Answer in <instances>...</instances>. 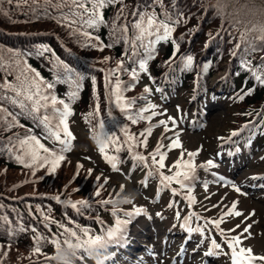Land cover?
Listing matches in <instances>:
<instances>
[{
    "label": "trees",
    "instance_id": "16d2710c",
    "mask_svg": "<svg viewBox=\"0 0 264 264\" xmlns=\"http://www.w3.org/2000/svg\"><path fill=\"white\" fill-rule=\"evenodd\" d=\"M154 2L123 0V3L106 6L102 9L105 23L95 30L87 29L98 40H87L81 33L74 32L73 27L59 22L61 12H67L60 0H12L11 3L0 0V56L7 58L23 53L20 59L24 61L25 75L39 73L43 80L54 83L52 93L73 106L95 143L96 126L103 122L105 130L111 132L121 146L118 153L111 146L107 150L118 156L119 164L126 166H130L131 158L123 143L125 137L121 129L127 128L128 134L142 141L144 136L141 134L145 133L148 120L133 124L128 112L117 107L115 97L111 95L106 76L120 63L126 70L117 71L108 79L113 86L116 76L130 84L124 97L135 101L133 109L153 104L155 98L161 105L163 100L176 99L178 92L184 93L185 98L193 85L201 100L213 92L211 81L218 78L221 82L219 91L225 92L217 97L233 96L232 105L239 112L246 113L249 119H258L260 126H264V84H260L252 72V69H260L264 75V40L260 39L264 35L260 31L264 25V0H161L153 7ZM122 8L124 15L116 20ZM165 10L169 15L178 13L180 22L174 25L168 41L156 44L155 54L147 62V71L139 72L135 80L138 82L133 84L131 70L138 69V64L132 60L133 46L124 39L113 43V22L115 25H129L127 37L130 40L133 31L130 22L138 19L133 12L155 11L162 16ZM109 44L112 46L108 47ZM44 47L51 51L36 55ZM136 51L139 54L137 60L145 55L142 47H137ZM186 56L193 57L192 67L188 69L184 68L181 59ZM57 58L73 70L74 76L80 77L75 100L69 101L74 81L57 82L59 69L54 67ZM5 64L12 66V61L5 59ZM21 69L13 66V72L9 73L0 68V82H14ZM27 69H31V73ZM145 87L150 89L147 94L144 93ZM164 92H168L169 97L163 98ZM0 107L19 112V108L10 104L0 102ZM88 113L93 115L86 119ZM241 113L237 119L241 118ZM26 134L35 135L45 147L49 142L44 126L27 115L18 116L15 126L0 123V147L5 149L0 151V264H51V260L45 257H51L55 251L49 250L52 245L56 247L53 240L62 242L69 237L64 229L75 231L77 236L83 233L82 228L95 232L98 228L96 222L104 221V216L113 210L112 204L100 203L102 200L111 201L116 195L108 185L97 184L73 171L62 177L58 174L61 165L55 172H50L45 165L33 173L32 168L19 163L6 148L9 138H23ZM150 147V143L135 145L142 154ZM178 158L182 157L176 156L174 163L181 160ZM134 162L133 170L137 172L147 165V161L137 163L134 159ZM154 178L149 177L150 180ZM97 190L99 196L95 195ZM57 196L59 200L53 199ZM65 200H86L89 203L73 208L65 204ZM19 227L24 230H18ZM10 229L17 230L10 234ZM38 235L43 237L41 250L34 253V237Z\"/></svg>",
    "mask_w": 264,
    "mask_h": 264
},
{
    "label": "snow or ice",
    "instance_id": "6c2138e0",
    "mask_svg": "<svg viewBox=\"0 0 264 264\" xmlns=\"http://www.w3.org/2000/svg\"><path fill=\"white\" fill-rule=\"evenodd\" d=\"M9 3L12 0H8ZM123 3V0H60V4L64 5L67 8V12H61L59 17V22L66 23L68 26L74 28V32L81 33L87 40H98V37H93L87 29H97L105 23L102 16V9L106 6ZM161 0H155V4H160ZM60 4L57 7H60ZM124 15V9L120 10V13L116 16V20H119L121 16ZM132 15L137 17L135 21L130 22L132 31V38L129 40L127 33L129 31V25H115L113 27V35L116 40L124 39L126 43H130L133 51V63L138 64V69L133 68L131 70V80L135 81L139 77V72L147 71V62L151 60L155 54V46L157 43L162 41H168L174 31V25L180 22V17L178 13H173L172 15L168 14V11L165 10L162 16H158L155 11H142V12H133ZM261 33H264V25L260 28ZM119 35H115L116 33ZM151 39H148L150 38ZM264 40V35L260 37ZM148 41L145 43V41ZM175 43V42H174ZM96 46V45H92ZM111 47L112 44L107 45ZM104 47V45H100ZM137 47H142L145 50V55L140 57L137 60L139 55L136 51ZM176 50H178V44L176 45ZM51 50L47 47L37 51L36 55H43L44 52H50ZM23 53L10 55L5 58L0 56V68H4L7 72H13V66L19 67L24 65V61L20 58L23 56ZM5 59L12 61V66L5 64ZM107 59V58H105ZM171 59V58H170ZM184 62V68L188 69L192 67L193 57L186 56L181 58ZM19 61V64H17ZM247 66V63H246ZM54 67H58L57 82L64 81H74V90L69 94V101L75 100L77 98V91L79 89V76H74L73 70L68 67L67 64H64L58 58L55 60ZM123 63L117 65L116 70H111L106 76V83L110 88L111 95L115 97V103L122 111L128 112L129 120L134 124L138 120H150L151 116H155L156 112L152 111L151 116H146L144 113L149 112L150 110L155 109V105L147 104L146 107L140 109H133L134 100L125 99L124 92L128 89L130 84H125L116 76L115 84L113 86L112 81L108 79L113 75H116L117 71H125ZM31 73V69H27ZM255 79L260 83L264 84V75H261L260 69H252ZM54 83H49L43 78L40 77L39 73L35 75H25L21 73L15 77L14 82H9L4 80L0 82V102L4 104H10L14 107L19 108V112H9L6 107H0V123H6L7 126H15L17 123L18 116L27 115L31 117L34 121H37L39 124H42L45 128L46 135L48 139L54 140L55 143L60 145L59 149H52L45 147L43 143L35 135L26 134L23 138L21 137H12L9 138L8 147L6 148L7 152L14 156L16 160L23 164L25 167L32 168L33 173L36 168L48 166L50 172H55V170L60 166L61 161L65 159L63 153L66 152L71 144V141L74 139L73 134L69 131L68 127V117L72 114L70 103L65 102L63 99H57V97L52 93L54 88ZM150 89L148 87L144 88V93H149ZM96 114H99V108L97 106ZM93 113H88L86 119L92 117ZM169 119H172L169 117ZM160 124L166 125V121H160ZM99 131H95V139L99 145V151L103 155L104 159L111 164L112 168L115 170L119 162L117 155H109L107 149L111 146L114 148L116 153L121 151L120 142L115 138V136L105 130V124L99 122L96 126ZM167 130V129H166ZM121 131L124 133V145L127 146V150L131 152L133 158L137 163H142L145 161V157L135 151V145L139 143H147V135L151 133V125L145 129V133L141 135L144 136V140H139L138 138L128 134L127 128H122ZM63 138H62V135ZM232 135H236L235 132ZM15 140V144H13ZM179 141H174L168 147L169 149L174 147H179ZM161 145H157L156 151L151 154L152 160L151 165H154L148 173L147 176L151 177L153 175H158L160 180V185L164 188H167L169 184L175 182L179 185L180 189H189L191 188V181L195 178V167L191 163V158L194 157L197 153H188L189 159L187 161L177 160L174 164V167L177 169L172 175H164L163 172L159 171L165 167V154L160 151ZM5 150L3 147H0V151ZM43 153V154H42ZM159 156L157 160L156 157ZM81 166L77 165L79 169ZM203 167H215L212 160L207 161ZM91 171V170H89ZM97 179H100L97 177ZM107 181H105L106 183ZM146 182V181H145ZM102 187V186H100ZM123 188V186H121ZM237 192L240 191L239 188H235ZM173 194H177V190L173 189ZM96 196L100 195V191L97 190L95 193ZM53 199L59 200L60 197H53ZM188 200L189 206L194 203V198L191 195L186 197ZM65 204L70 205L73 208L78 206H87L89 203L86 200H80L72 202L71 200H65ZM101 204H113V201L102 200ZM171 206V205H170ZM236 204L233 203L232 207L229 209L228 214H234L235 216H240L239 211H235ZM119 209L114 208L112 214L115 216ZM143 211L141 208L134 209L133 212L124 213L125 216H132L133 214H139ZM179 216V213H177ZM47 219V218H46ZM127 223L126 220H116V226L106 230L103 236L97 235L91 239L93 244H103L107 246L114 238L119 235H122L121 229ZM211 223L219 230L220 221H212ZM181 227L185 228L188 232H201L200 227L192 228L189 225V218L184 219ZM250 227V226H249ZM17 229H10V234L15 232ZM18 230L23 231L22 227H19ZM249 228H245L244 231L248 232ZM64 231L71 237H79L77 233L70 229H64ZM80 231L85 234L88 233V229H81ZM223 235V232H221ZM43 237L36 236L34 237V253H39L41 250V240ZM52 243L59 246L60 242L58 240H53ZM240 244V238L232 237L229 242V247L232 249V261L233 264H257V262H264V256H255L252 254L251 249L238 248ZM77 247H80L78 244ZM219 245L215 242H211V246L208 252L205 255H216ZM47 260H51L52 257H45Z\"/></svg>",
    "mask_w": 264,
    "mask_h": 264
},
{
    "label": "rangeland",
    "instance_id": "374dc122",
    "mask_svg": "<svg viewBox=\"0 0 264 264\" xmlns=\"http://www.w3.org/2000/svg\"><path fill=\"white\" fill-rule=\"evenodd\" d=\"M161 49V44H159ZM225 65V64H224ZM21 73H24L23 67L20 66ZM219 74H217V77ZM217 80L214 78L212 81ZM183 109H181L182 111ZM201 110L206 113V116L199 114V117H196L195 114H186L176 110L172 105L167 109L159 111L162 115V119L168 121V129L173 135H176L178 131L180 134L174 137L175 139L170 138L168 141V146L174 141H179L180 146L167 149L170 151L171 158H175L178 154L181 153L184 158H189L188 153H197L192 157V161H196L198 167L203 166L207 161L212 160L214 165L217 164L218 167L222 168L225 173V178L213 177L212 175L205 174L208 181L203 190L199 192V195L196 197L199 198V204H196L200 208L203 206L206 212V215H216L217 212L221 214L224 213L226 209L229 210L233 203L237 204L235 211L241 213L240 216H235L230 214L228 216L229 224L225 227L228 228L231 226L233 229H236L237 224L245 223L248 221V218H245L248 210L251 212L257 213V218L254 217L252 221H255L253 226L254 237L251 240V248L259 254H264V149L261 148H247L242 154H235L233 152L234 140L238 139L237 136H231L232 128L231 125L234 123L235 118L241 113L238 110H235L234 107L229 106L225 101L217 102H208L205 105H201ZM185 111V109H184ZM237 112V113H236ZM244 113V112H242ZM171 117L172 119H169ZM181 117V119L179 118ZM163 120V121H164ZM197 120V121H195ZM73 121L75 122L74 127H72V133L74 136V150L70 152L69 156L72 160L61 161L60 165L62 166L61 172H58L62 177L67 176L69 171L78 172L81 176H88L91 181H96L97 184L108 185L109 188L120 190V183H125L126 190H136L139 191L142 197L136 198L135 204L139 202L148 203L151 193L144 192L139 189L136 181L137 177L130 179L127 183L123 175L127 174V169L121 168L120 175L118 173L115 175L117 182L109 180V170H107L106 160L103 155L100 153L98 143H95L91 136L85 134L83 130L85 127L83 123L78 120L77 117H74ZM162 121V120H161ZM167 123V122H166ZM80 126V127H79ZM231 136V137H230ZM91 139V140H90ZM151 142V141H150ZM154 144V140H152ZM229 145L230 153L229 155L222 159L220 155L215 156L214 151L217 148L223 149L224 144ZM109 155H112L109 150H107ZM43 154V153H42ZM224 154V150H223ZM182 159V158H178ZM76 161V162H75ZM77 165L81 167L78 169ZM47 166V165H46ZM214 168V167H212ZM212 168H201L202 173L205 170H210ZM91 170V171H89ZM103 174V176L101 175ZM99 177L100 179H97ZM140 177V176H139ZM108 180V183H105V179ZM137 184V185H136ZM234 187L240 189L239 192L234 190ZM179 192L187 195V193L180 188ZM197 193H192L195 195ZM172 195V194H171ZM170 202V197H167L166 205ZM171 205H176L174 200ZM149 213L152 215L154 222L149 226L148 223L143 221L138 222L134 227V233L132 238H137V240H142L144 247L145 255H141L138 259H132L129 257L127 264H139L143 261L146 264H165V261H168L170 254L164 256L162 253L163 248L176 240V236H173L168 229V224H171L174 216H170L168 212H162L159 208H151ZM159 216V217H158ZM169 218V219H168ZM166 224V226L163 225ZM160 223V226H157ZM222 224H220L221 226ZM164 226V227H162ZM240 227V226H239ZM131 230V232L133 231ZM145 234V236H144ZM199 236L198 242L202 241L204 248L208 247V238L209 235L204 231L197 232ZM156 237V239L154 238ZM146 237V238H145ZM166 237V239H165ZM176 244V243H174ZM183 245V243H182ZM179 246V245H178ZM185 246V245H184ZM197 247V246H196ZM195 246L193 248H196ZM243 247H249L248 242L243 244ZM177 252V251H176ZM180 252V251H178ZM178 252L174 255H177ZM199 252L196 249L194 255H198ZM181 252L180 256L181 257ZM187 255L185 258L186 264H190L188 261H192L194 257ZM220 259L216 257L213 260V264L219 263Z\"/></svg>",
    "mask_w": 264,
    "mask_h": 264
},
{
    "label": "clouds",
    "instance_id": "9594fccd",
    "mask_svg": "<svg viewBox=\"0 0 264 264\" xmlns=\"http://www.w3.org/2000/svg\"><path fill=\"white\" fill-rule=\"evenodd\" d=\"M97 131L99 130L97 129ZM137 195L136 190L125 191L122 189L112 197V206L119 209L124 204L133 202ZM95 236L97 235L89 237L78 236L79 239L77 237H67L55 248L51 256V264H74L80 251H85L88 258L93 261V264H106V261L111 255L109 247L108 245L91 243V239ZM78 244L80 247H77Z\"/></svg>",
    "mask_w": 264,
    "mask_h": 264
}]
</instances>
